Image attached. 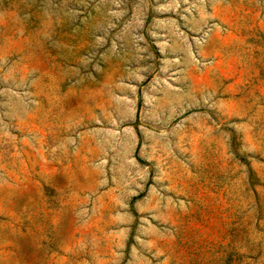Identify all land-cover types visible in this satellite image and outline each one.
<instances>
[{
    "label": "rangeland",
    "instance_id": "obj_1",
    "mask_svg": "<svg viewBox=\"0 0 264 264\" xmlns=\"http://www.w3.org/2000/svg\"><path fill=\"white\" fill-rule=\"evenodd\" d=\"M0 264H264V0H0Z\"/></svg>",
    "mask_w": 264,
    "mask_h": 264
}]
</instances>
